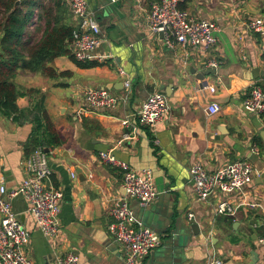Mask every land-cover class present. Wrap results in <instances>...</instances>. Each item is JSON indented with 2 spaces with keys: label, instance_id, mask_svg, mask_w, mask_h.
Wrapping results in <instances>:
<instances>
[{
  "label": "crops",
  "instance_id": "obj_1",
  "mask_svg": "<svg viewBox=\"0 0 264 264\" xmlns=\"http://www.w3.org/2000/svg\"><path fill=\"white\" fill-rule=\"evenodd\" d=\"M87 2L102 29L98 53L107 58L85 68L63 55L51 63L58 71L55 76L20 70L16 78L22 90L37 88L45 95L47 112L63 139L50 154L53 175L48 185L63 192L56 235L47 236L37 228L24 195L12 200L31 232L32 264H57L58 257L70 252L78 256L77 264H126L123 246L108 229L110 209L124 195L121 169L99 159V152L108 149L137 171L151 169L159 191L149 207L129 198L138 221L161 236V243L141 264H205L210 258H220L223 264H264V183L258 182V171L245 191L261 206L241 208L233 217L216 214L215 207L224 198L237 201V193L200 201L189 172L198 160L211 172L242 159L255 167L264 165V113L258 116L243 107L254 85L264 87V37L248 28L253 19L264 21V0L180 2L193 18L217 23V42L207 50L171 49L164 36L151 32L148 16L154 0ZM66 6L70 23L76 26L68 0ZM34 30L32 26L29 32ZM211 59L220 60L218 69L208 66ZM120 69L132 81L129 102L116 109H87L79 118L86 89L123 93L126 76ZM167 87L171 110L163 120L151 126L133 119L135 129L125 126L124 119L149 93ZM213 98L223 101L217 113L209 114ZM30 102L29 96L17 101L21 109ZM32 127L30 120L17 123L0 111V175L9 190L29 175L25 159ZM126 131L132 133L131 139H125ZM254 146L259 154L253 152ZM191 212L196 215L193 221L188 217ZM252 250L257 261L252 260Z\"/></svg>",
  "mask_w": 264,
  "mask_h": 264
},
{
  "label": "built area",
  "instance_id": "obj_2",
  "mask_svg": "<svg viewBox=\"0 0 264 264\" xmlns=\"http://www.w3.org/2000/svg\"><path fill=\"white\" fill-rule=\"evenodd\" d=\"M77 25L73 30L71 49L75 60L79 62L101 61L107 55L98 53L103 43L102 29L94 11L89 8L87 0H68ZM118 3L122 0H110ZM184 0H157L152 3L148 16V26L153 33H163L166 44L173 49L200 47L205 50L217 42L215 32L219 29L215 21L193 18L189 11L180 7ZM250 31L264 37V21L256 18L248 22ZM187 55V54H186ZM188 56V55H187ZM221 62L211 59L208 66L218 69ZM126 76V72L120 69ZM123 93L115 95L107 88H88L84 91V105L77 110L81 118L87 109H116L127 104L132 95V81L127 76L123 82ZM211 91L216 87L211 86ZM247 112L261 116L264 113V87L254 85L243 101ZM220 103L212 101L207 111L217 113ZM168 96L162 91L149 93L140 103L137 111L124 119L129 129L136 128L137 121L141 124L154 126L170 112ZM134 119V120H133ZM131 132L124 133L125 139H131ZM253 152L259 154L258 146ZM50 154L44 147H37L25 159L29 173L20 185L9 190L5 179L0 175V263L1 264H32L29 256L31 232L13 209L12 200L24 195L28 202V211L35 225L47 236L56 235L59 231V215L63 192L51 184L53 169ZM99 159L104 164L118 167L122 171V188L124 195L110 209L112 221L108 229L125 250L126 264H141L151 250L161 243L160 234L149 226L143 225L135 216L129 204V198L137 199L144 207L151 206L158 198L159 191L155 184L153 172L149 168L137 171L128 162L119 159L112 149L99 152ZM190 176L198 200L208 201L215 194L237 193V201L222 199L215 207L216 214L236 216L239 209L254 210L261 205L249 199L245 188L250 184L257 169L250 160H235L225 167L211 172L200 160L190 167ZM75 177L76 173L72 172ZM92 177V175H90ZM189 220H195V213H189ZM264 242V239H262ZM78 256L67 253L57 259V264H77ZM205 264H223L220 258H210Z\"/></svg>",
  "mask_w": 264,
  "mask_h": 264
},
{
  "label": "trees",
  "instance_id": "obj_3",
  "mask_svg": "<svg viewBox=\"0 0 264 264\" xmlns=\"http://www.w3.org/2000/svg\"><path fill=\"white\" fill-rule=\"evenodd\" d=\"M32 26L35 30L29 32ZM74 28L66 0H0V111L17 123L28 119L33 124L27 155L40 146H59L63 139L47 112L45 95L37 88L22 90L16 83L18 72L55 76L58 71L51 63L63 55L80 67L101 64L75 60L71 49ZM23 96L31 99L25 109L17 103Z\"/></svg>",
  "mask_w": 264,
  "mask_h": 264
},
{
  "label": "water",
  "instance_id": "obj_4",
  "mask_svg": "<svg viewBox=\"0 0 264 264\" xmlns=\"http://www.w3.org/2000/svg\"><path fill=\"white\" fill-rule=\"evenodd\" d=\"M160 34L163 36V33H160ZM198 74H200V75H199L200 77H202V78L204 77V75H203L202 73H198ZM171 89H172V87H171ZM162 92H166L167 94L170 93L168 87H167L166 89L162 90ZM212 101H214V102H218V103H219V102H221V101H223V100H221V99H217V98H213ZM262 136H263V138H264V133L262 134ZM45 150L49 152V148H45ZM256 169H257V171H258V176L256 177V178L258 179V182H263V183H264V165H263V166L256 165ZM196 228H197V225L194 224V225H193V229H196ZM251 254L254 255V258H252V260H253V261H257V259H258V254H257V252H256L255 250H252V251H251Z\"/></svg>",
  "mask_w": 264,
  "mask_h": 264
}]
</instances>
